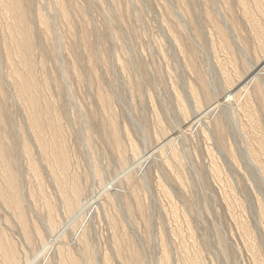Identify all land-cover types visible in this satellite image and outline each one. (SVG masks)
<instances>
[{
  "label": "rangeland",
  "instance_id": "374dc122",
  "mask_svg": "<svg viewBox=\"0 0 264 264\" xmlns=\"http://www.w3.org/2000/svg\"><path fill=\"white\" fill-rule=\"evenodd\" d=\"M0 264H264V0H0Z\"/></svg>",
  "mask_w": 264,
  "mask_h": 264
},
{
  "label": "bare ground",
  "instance_id": "6f19581e",
  "mask_svg": "<svg viewBox=\"0 0 264 264\" xmlns=\"http://www.w3.org/2000/svg\"><path fill=\"white\" fill-rule=\"evenodd\" d=\"M12 4V3H11ZM11 4H10V6H11ZM8 5H9V3H8ZM14 7V6H13ZM12 7V8H13ZM16 7V6H15ZM16 10V9H15ZM10 182H11V188H12V190L14 191V192H17V190H16V185H15V182H14V178L12 179V176H10Z\"/></svg>",
  "mask_w": 264,
  "mask_h": 264
}]
</instances>
